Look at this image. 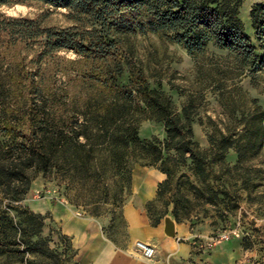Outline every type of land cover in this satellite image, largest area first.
<instances>
[{
	"label": "trees",
	"instance_id": "1",
	"mask_svg": "<svg viewBox=\"0 0 264 264\" xmlns=\"http://www.w3.org/2000/svg\"><path fill=\"white\" fill-rule=\"evenodd\" d=\"M22 1L0 0V7ZM30 1L67 11L77 25L56 28L45 26L43 16H0V264H66L65 252L54 251L41 237L46 217L22 205L38 175L79 184L91 196L92 217L109 205L114 220L135 166L166 177L156 192V201L167 195L164 211L152 217L153 203L147 204L153 226L168 213L177 223L189 219L192 201L185 192L215 210L220 203L228 211L235 208L237 197L220 185L214 167L237 171L261 151L264 109L241 115V127L209 135V150L203 151L194 140L199 113L193 101L177 111L172 98L151 89L144 73L126 60L115 37L160 33L188 55L212 44L258 71L264 55H255L244 33L239 19L244 0ZM249 19L255 41L264 47V3L251 7ZM60 51L77 59L63 61L69 67L61 71L64 82L46 84V61ZM125 68L128 82L120 86ZM75 84L81 91L71 94ZM140 120L161 124L165 139H140ZM230 151L232 167L226 163Z\"/></svg>",
	"mask_w": 264,
	"mask_h": 264
},
{
	"label": "rangeland",
	"instance_id": "2",
	"mask_svg": "<svg viewBox=\"0 0 264 264\" xmlns=\"http://www.w3.org/2000/svg\"><path fill=\"white\" fill-rule=\"evenodd\" d=\"M260 3H264V0H244L239 9V19L244 33L254 45L257 56L264 55V47H260L255 41L249 12L252 6ZM0 16L28 19L43 16L45 26L56 28L77 25L67 11L53 9L30 0L1 6ZM115 38L126 60L144 73L151 89L161 90L169 95L177 111H180L187 102L193 101L199 113L193 123L194 140L203 151L209 150L207 142L209 135L215 134L218 130L224 132L226 128L232 126L241 127V115L256 108L264 109V67L254 71L249 63H243L234 55L219 50L212 44H208L200 53L188 55L183 48L168 42L160 33L135 31L117 35ZM66 59L77 58L70 52L60 51L46 61L44 69L46 84L56 83L59 86L65 81L61 71L69 68L63 62ZM128 77V70L125 68L117 83L125 86ZM69 90L71 94L78 93L81 91L80 85H70ZM137 130L140 139L152 137L158 138L159 141L165 139L161 124L140 120L137 123ZM229 153L234 155L232 151ZM226 163L230 167L234 165L227 158ZM139 168L142 167L135 166L132 174ZM214 170L215 175L221 178L220 185H225L229 196L237 197L235 208L228 211L220 203L219 210H215L209 204L194 201L192 194L185 192L192 201L187 221L194 222L193 225L202 223L209 226L210 236L230 233L232 238L233 235H243L244 246L254 252L248 264H255L257 261L264 264V145L257 155L251 157L237 171L223 173L216 167ZM181 172L187 173V170L183 168ZM242 183L246 184L245 189L240 187ZM130 195L129 189L123 196V203L115 210L114 221L119 223L121 208L129 200ZM166 199L167 195L152 204L150 212L152 217L164 211L162 204ZM46 201L69 206L76 217H92L89 215L92 209L91 196L79 184L66 186L54 179H44L38 175L32 182L22 205L31 210L34 205ZM225 203L231 206L229 200L226 199ZM111 211V206L103 205L99 217H111ZM45 227L42 229L41 237L50 240L49 247L60 253L65 252L66 264H75L72 251L68 247L69 242L60 234L58 224L46 222Z\"/></svg>",
	"mask_w": 264,
	"mask_h": 264
},
{
	"label": "crops",
	"instance_id": "3",
	"mask_svg": "<svg viewBox=\"0 0 264 264\" xmlns=\"http://www.w3.org/2000/svg\"><path fill=\"white\" fill-rule=\"evenodd\" d=\"M227 159L235 163L232 153ZM165 179L152 168L135 171L119 223L111 217H76L69 206L51 201L36 204L31 211L46 217L45 226L46 222L58 224L75 264H248L254 252L244 246L243 235H233L230 241L202 252L195 243L210 237L209 226L193 225L191 221L177 223L170 213L152 225L147 204L156 202L157 186ZM136 242L152 247L153 259H144L135 248Z\"/></svg>",
	"mask_w": 264,
	"mask_h": 264
},
{
	"label": "built area",
	"instance_id": "4",
	"mask_svg": "<svg viewBox=\"0 0 264 264\" xmlns=\"http://www.w3.org/2000/svg\"><path fill=\"white\" fill-rule=\"evenodd\" d=\"M230 233L221 234V235H212L208 237L205 241H198L195 243V247L202 252L211 251L218 243L228 242L231 239ZM135 248L138 253L144 259L151 260L155 256V251L152 247L145 245L141 242H136ZM255 264H260L258 261Z\"/></svg>",
	"mask_w": 264,
	"mask_h": 264
}]
</instances>
